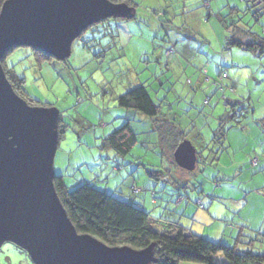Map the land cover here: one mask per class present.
Listing matches in <instances>:
<instances>
[{"label":"rangeland","instance_id":"rangeland-1","mask_svg":"<svg viewBox=\"0 0 264 264\" xmlns=\"http://www.w3.org/2000/svg\"><path fill=\"white\" fill-rule=\"evenodd\" d=\"M129 1L135 8L130 20L110 17L93 24L73 40L64 60L36 61L26 46L15 47L3 59L6 69L23 80L32 105L59 111L65 131L55 153L54 173L63 176L66 186L89 181L119 198L142 202L153 216L178 221L214 242L232 245L239 230L251 236L262 227L253 251L264 254V138L257 124L264 116V55L223 48L227 25L241 15L252 24L249 14L231 13V7L242 9L245 2ZM260 22L252 30L264 34V16ZM167 50H172L169 56L164 55ZM222 69L227 74L223 81ZM192 74L202 85L192 90L196 97L185 83ZM215 80L224 90L213 86ZM139 85L147 87L154 102L166 94L171 101L174 91H167L171 85L188 88L186 105L180 101L174 105L184 112H173L186 117L184 130L192 142L201 143L197 149L203 155L209 152L203 146L212 139L225 102L248 98L249 110L242 127L225 124L218 160L198 164L199 171L193 170L189 180L182 168L169 163L151 119L117 106V96ZM127 120L138 139L131 151L116 156L100 147L102 138ZM157 171L165 176L155 180L148 174ZM216 260L225 263L220 255ZM0 264L32 263L5 242Z\"/></svg>","mask_w":264,"mask_h":264},{"label":"water","instance_id":"water-1","mask_svg":"<svg viewBox=\"0 0 264 264\" xmlns=\"http://www.w3.org/2000/svg\"><path fill=\"white\" fill-rule=\"evenodd\" d=\"M133 7L111 0H4L0 5V247L12 242L33 264H155L153 246H109L78 233L53 185L59 111L29 105L8 81L1 60L14 47L38 49L58 60L92 24L126 18ZM176 164L193 171L197 153L183 139Z\"/></svg>","mask_w":264,"mask_h":264},{"label":"trees","instance_id":"trees-1","mask_svg":"<svg viewBox=\"0 0 264 264\" xmlns=\"http://www.w3.org/2000/svg\"><path fill=\"white\" fill-rule=\"evenodd\" d=\"M3 1L0 0V5ZM111 1L125 2L135 9L129 0ZM243 1L245 2L244 8L231 7V13L237 14L241 12L249 14L252 24L248 22L249 20L243 21L241 15L236 22L227 25L228 35L224 41L223 48L237 47L257 56H262L264 55V34L252 29L255 25L261 23L260 20L264 16V0ZM132 17L133 14L126 17V19L130 20ZM262 29H264V26ZM29 48L35 55L36 61L56 59L38 49ZM13 49L15 47L9 52ZM171 53L172 50H167L164 55L169 56ZM3 59L1 64L13 90L29 105H32L31 102L33 100L24 91L23 80L6 69ZM223 73H225L224 69L219 74L220 78ZM221 79L223 81V78ZM213 86L220 90L225 88L220 81L216 80ZM164 100L165 97L154 102L145 85L135 86L115 98L117 106L135 110L152 119L153 130L158 136V143L161 146L163 144V149L170 162L173 166H176V169H179L180 167L173 161V151L177 144L187 137L188 132L180 130L178 127L176 128L171 123H166L165 120L161 119L169 112V110L163 111L166 106L163 104ZM245 102H247L246 98L225 102L226 110L217 118L213 137L209 143L203 146L209 152L206 155H203L201 151L197 153L198 159L195 169L200 163L209 165L211 162L218 160L220 152L223 150L221 139L226 135L225 124L233 122L234 125L242 127V122L248 114V106L250 105L249 103L245 104ZM164 123L165 128L162 129V124ZM168 124L170 125L169 127ZM257 124L262 130L264 129V116L258 119ZM168 129H171V131H168ZM64 131L65 125L59 115L57 122L58 144ZM137 142V134L132 130L129 123L125 122L119 128L107 133L102 138L100 147L112 150L116 156H126ZM219 148L222 149L219 151ZM207 161H210V163L207 164ZM150 173H148L149 176L155 180H158L155 176H165V173L160 171ZM188 173H192V171ZM187 175L189 176L190 174ZM53 185L67 216L78 233L92 235L109 246L126 245L134 249H141L151 244L156 258L155 264H179L182 261L200 264H264V254L253 251L255 243L259 241V234L261 235L259 231L250 236L243 234L239 230L233 244L227 245L221 241L214 242L195 234L178 221L153 216L150 211L145 210L141 201L138 204L131 199L119 198L112 193L98 189L89 181L66 186L63 176L54 173ZM9 243L27 255L25 250L12 242ZM219 255L223 257L225 263L216 260ZM31 263L33 264L32 261Z\"/></svg>","mask_w":264,"mask_h":264},{"label":"crops","instance_id":"crops-1","mask_svg":"<svg viewBox=\"0 0 264 264\" xmlns=\"http://www.w3.org/2000/svg\"><path fill=\"white\" fill-rule=\"evenodd\" d=\"M175 45V44H174ZM175 47V46H174ZM176 48V47H175ZM183 49H186V46H184V48ZM207 74H208V71H207ZM195 75V76H194ZM195 77H196V74H192L191 76H190V78H189V80L186 82V80H185V83L187 84L186 86L189 88V90H194V89H196V88H199V87H201L202 85H199L200 83L198 82L199 80V78L197 77L196 79H195ZM209 79V78H208ZM207 80V79H206ZM202 81H204L205 82V80H202ZM168 83H172V80H168ZM162 84V83H161ZM176 84V83H175ZM161 86H163V85H159V87H161ZM167 86V83H166V85H164V87H166ZM188 88H186L185 87V85H181L180 87L179 86H177V85H171L170 86V88L167 90L168 92H172V91H174V92H172V93H174V95H172V100L170 101V98H168V94H166V96H165V100L164 101H166L164 104L166 105V107L167 108H163V111H167V110H169V112L168 113H166V115H164L165 117H161V119L162 120H165V122L166 123H171L174 127H178L180 130L182 129V130H184L185 129V127H186V117L185 118H183V116H181V114L179 115V116H177L176 114H174V110H176V109H174V105H175V103H177L178 101H180L182 104H183V106H185L186 105V99H185V96L186 95H188L187 94V92H186V89L188 90ZM161 88H159V90H160ZM193 92V91H192ZM194 93V95H195V97L197 96L196 94H195V92H193ZM156 97H158V95L156 96ZM185 99L184 100V102H182V99ZM246 99H248V98H246ZM175 101V102H174ZM178 111H180V112H184V110H180V109H177ZM176 110V111H177ZM177 111V112H178ZM174 115V116H173ZM245 120V119H244ZM126 122H128V120L126 121ZM147 122V121H146ZM129 123V122H128ZM130 124V123H129ZM150 124H152L153 125V123H152V119H151V121H150ZM151 125V126H152ZM171 125V126H172ZM170 125L168 124V127H169ZM133 130V129H132ZM140 130V129H139ZM134 131V130H133ZM168 131H171V129H168ZM264 131V129L262 130V132ZM135 132V131H134ZM152 132V131H151ZM136 134H137V132H135ZM139 133V132H138ZM153 134V133H152ZM151 134V135H152ZM153 137H154V135H152ZM263 138H264V132H263ZM184 139H187L191 144H192V146L195 148V151H196V153H198L200 150H198L197 149V145L198 146H200L201 145V143L200 142H197V141H195V142H192L191 141V139L188 137V135H187V137L186 138H184ZM182 141V140H181ZM180 141V142H181ZM179 142V143H180ZM178 143V144H179ZM177 144V145H178ZM205 146V145H204ZM205 149V148H204ZM174 152V151H173ZM169 159V158H168ZM197 159H198V157H197ZM170 161V160H169ZM173 161H175L174 160V158H173ZM169 163H171V162H169ZM176 163V162H175ZM178 166V165H177ZM179 167V166H178ZM196 167V166H195ZM182 170H184V169H182ZM185 171H187V170H185ZM184 171V173H185V175L187 176V179H189V180H191V178H192V173H188V172H191V171H187V172H185ZM199 171V169L197 168V172ZM181 173H179V175H180ZM187 174H190L189 176L187 175ZM184 178V177H183ZM177 179L179 180V178L177 177ZM187 179H180V181H184V180H186V181H188ZM259 231H262V227L259 229Z\"/></svg>","mask_w":264,"mask_h":264},{"label":"built area","instance_id":"built-area-1","mask_svg":"<svg viewBox=\"0 0 264 264\" xmlns=\"http://www.w3.org/2000/svg\"><path fill=\"white\" fill-rule=\"evenodd\" d=\"M226 78L227 77V75H226V73H223L222 75H221V78Z\"/></svg>","mask_w":264,"mask_h":264}]
</instances>
